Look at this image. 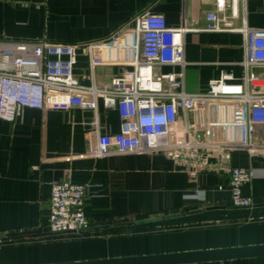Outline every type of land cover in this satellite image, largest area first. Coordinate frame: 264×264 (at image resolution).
Instances as JSON below:
<instances>
[{
	"label": "crops",
	"instance_id": "1",
	"mask_svg": "<svg viewBox=\"0 0 264 264\" xmlns=\"http://www.w3.org/2000/svg\"><path fill=\"white\" fill-rule=\"evenodd\" d=\"M236 7L234 26L264 28L262 0H238ZM210 11H216L215 0H0V42L84 45L134 27L142 14H162L169 26L189 28L184 81L187 91L198 92L223 72L237 81L244 74V34L206 30ZM84 67L89 71L88 56L80 51L75 72L89 84ZM127 69L132 67L106 72L119 76ZM181 70L179 64L154 68L156 74ZM96 113L102 133L120 131L116 107L98 98ZM96 113L78 105L48 112L24 108L13 121L0 120V264L264 245V148H210L180 158L163 151L93 157L87 134ZM255 139L264 144V126H257ZM236 165L254 168L243 187L250 206L232 204L227 183ZM66 178L88 184V226L55 233L48 222L51 183ZM186 264H264V256Z\"/></svg>",
	"mask_w": 264,
	"mask_h": 264
},
{
	"label": "built area",
	"instance_id": "2",
	"mask_svg": "<svg viewBox=\"0 0 264 264\" xmlns=\"http://www.w3.org/2000/svg\"><path fill=\"white\" fill-rule=\"evenodd\" d=\"M215 0L206 14V30L244 34V74L237 81L223 72L207 90L185 88V26H169L157 13L139 16L134 27L84 45L66 42H0V120L13 121L24 108L44 112L78 105L97 112L98 98L114 106L120 131L102 133L97 113L88 132V155L163 151L172 158L210 148H264L255 139L264 126V28L234 26L238 0ZM264 7V0H262ZM231 7V13L227 10ZM80 51L88 56L84 83L76 75ZM160 64H179L180 72L156 74ZM131 66L115 75L114 66ZM194 173V172H193ZM255 175L253 167L232 166L227 187L234 206L253 204L243 187ZM224 186L219 185V189ZM88 184L70 178L51 183L48 222L52 232H74L88 226L85 212Z\"/></svg>",
	"mask_w": 264,
	"mask_h": 264
},
{
	"label": "water",
	"instance_id": "3",
	"mask_svg": "<svg viewBox=\"0 0 264 264\" xmlns=\"http://www.w3.org/2000/svg\"><path fill=\"white\" fill-rule=\"evenodd\" d=\"M259 256H264V245L118 257L107 260L73 262L66 264H186Z\"/></svg>",
	"mask_w": 264,
	"mask_h": 264
},
{
	"label": "rangeland",
	"instance_id": "4",
	"mask_svg": "<svg viewBox=\"0 0 264 264\" xmlns=\"http://www.w3.org/2000/svg\"><path fill=\"white\" fill-rule=\"evenodd\" d=\"M84 54H85V53H84ZM83 63H84V62H83ZM84 64L86 65V63H84ZM81 66H84V65L81 64ZM127 70H129V69H127ZM88 72H89V71L87 70V67H84V68H83V74H84V75H88ZM76 75H77V74H76ZM78 77H79V76H78ZM206 90H207V89H206Z\"/></svg>",
	"mask_w": 264,
	"mask_h": 264
}]
</instances>
